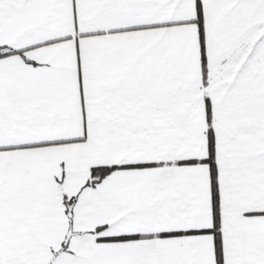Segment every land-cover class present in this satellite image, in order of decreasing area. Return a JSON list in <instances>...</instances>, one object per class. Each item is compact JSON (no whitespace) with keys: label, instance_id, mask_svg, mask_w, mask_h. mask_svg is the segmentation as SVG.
I'll return each mask as SVG.
<instances>
[{"label":"snow or ice","instance_id":"6c2138e0","mask_svg":"<svg viewBox=\"0 0 264 264\" xmlns=\"http://www.w3.org/2000/svg\"><path fill=\"white\" fill-rule=\"evenodd\" d=\"M0 264H264V0H0Z\"/></svg>","mask_w":264,"mask_h":264}]
</instances>
